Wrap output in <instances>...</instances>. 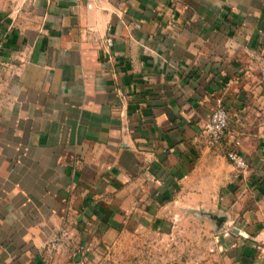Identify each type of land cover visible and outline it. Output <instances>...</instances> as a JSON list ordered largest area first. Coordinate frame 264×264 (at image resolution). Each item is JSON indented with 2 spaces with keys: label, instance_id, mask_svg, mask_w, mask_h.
Returning a JSON list of instances; mask_svg holds the SVG:
<instances>
[{
  "label": "crops",
  "instance_id": "crops-1",
  "mask_svg": "<svg viewBox=\"0 0 264 264\" xmlns=\"http://www.w3.org/2000/svg\"><path fill=\"white\" fill-rule=\"evenodd\" d=\"M217 96L244 168L205 140ZM213 203L264 264V0H0V264Z\"/></svg>",
  "mask_w": 264,
  "mask_h": 264
},
{
  "label": "rangeland",
  "instance_id": "rangeland-1",
  "mask_svg": "<svg viewBox=\"0 0 264 264\" xmlns=\"http://www.w3.org/2000/svg\"><path fill=\"white\" fill-rule=\"evenodd\" d=\"M208 207L171 205L163 226L123 229L111 240L91 245L80 258H68L83 262L79 264H232L243 244L231 232L236 221H229L228 210L219 204Z\"/></svg>",
  "mask_w": 264,
  "mask_h": 264
},
{
  "label": "built area",
  "instance_id": "built-area-1",
  "mask_svg": "<svg viewBox=\"0 0 264 264\" xmlns=\"http://www.w3.org/2000/svg\"><path fill=\"white\" fill-rule=\"evenodd\" d=\"M103 43L106 46H110L112 44V35L110 33L104 37ZM228 126L229 116L227 109L222 97L217 96L215 97L214 106L210 115L203 125L205 140L211 146L223 147L226 158L235 167L244 168L247 166V161L238 150L240 141L236 138L228 142L224 141V136Z\"/></svg>",
  "mask_w": 264,
  "mask_h": 264
},
{
  "label": "water",
  "instance_id": "water-1",
  "mask_svg": "<svg viewBox=\"0 0 264 264\" xmlns=\"http://www.w3.org/2000/svg\"><path fill=\"white\" fill-rule=\"evenodd\" d=\"M237 228H234V230H236Z\"/></svg>",
  "mask_w": 264,
  "mask_h": 264
}]
</instances>
